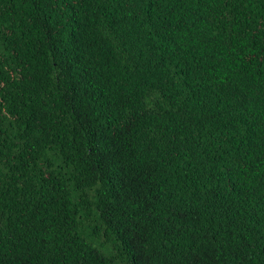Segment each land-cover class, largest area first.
Instances as JSON below:
<instances>
[{"label": "trees", "instance_id": "obj_1", "mask_svg": "<svg viewBox=\"0 0 264 264\" xmlns=\"http://www.w3.org/2000/svg\"><path fill=\"white\" fill-rule=\"evenodd\" d=\"M0 264H264V0H0Z\"/></svg>", "mask_w": 264, "mask_h": 264}]
</instances>
